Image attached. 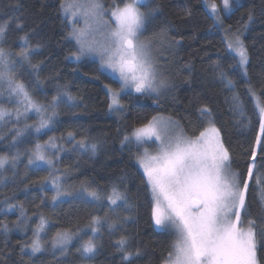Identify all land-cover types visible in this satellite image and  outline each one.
<instances>
[{
    "label": "trees",
    "instance_id": "16d2710c",
    "mask_svg": "<svg viewBox=\"0 0 264 264\" xmlns=\"http://www.w3.org/2000/svg\"><path fill=\"white\" fill-rule=\"evenodd\" d=\"M204 1L150 0L151 6L159 10L152 13L143 8L150 13L143 37L154 49L168 87L160 97L124 95L123 107L113 112L106 85L119 90L120 84L103 72L98 62L71 61L78 47L71 40L72 30L62 14L60 5L64 0H0V24L12 20L0 47L19 60L15 54L24 48L23 37H27V47L33 50L31 65L15 66L14 75L33 100L45 107V117H51L49 126L39 132L37 114L16 122L6 118L0 126V156L9 159L0 169V264H163L175 235L170 230L161 231L152 219V194L137 163L143 148L124 140L153 116H170L188 135H194L205 126L199 109L211 107L233 168L246 172L259 129L254 100L246 90L251 86L260 95L264 86V0H241L243 7L224 17L223 28L214 24ZM103 2L108 7L114 3L122 6L121 0ZM215 2L221 4V0ZM249 13L253 16L251 22L247 19ZM225 29L229 35L243 36L249 55L248 79L239 67H231L235 60L225 48ZM221 70L235 82V90L244 102L243 115L231 111V105L225 102L231 93L220 82ZM56 96L62 99L53 105ZM261 99L264 101V96ZM17 131L21 132L18 137L14 135ZM69 132L73 138H69ZM49 140L57 147L49 145ZM81 140L96 144V151L74 147ZM38 144L45 146L46 157L53 160L54 167L29 164ZM14 157L18 158L13 164ZM257 174L261 184L250 183L247 200L253 217L264 215L260 202L264 195L261 153L257 154L254 177ZM46 178H58L64 191L72 195L53 202L55 190L51 184L42 188L39 184ZM113 187L126 195V204L121 201L110 206L106 197ZM82 188L96 191L100 199L78 195ZM97 216L103 225L93 234L88 225ZM41 218L46 222L39 233L44 251L32 254L30 245ZM109 221H118L115 229L108 228ZM64 230L75 235L62 255L52 247V240ZM121 237L128 240L123 252L116 244ZM89 239L97 244L91 257L77 251ZM137 251L139 255H135ZM126 252L134 253L130 260L123 259ZM258 256L264 253L258 251Z\"/></svg>",
    "mask_w": 264,
    "mask_h": 264
},
{
    "label": "snow or ice",
    "instance_id": "6c2138e0",
    "mask_svg": "<svg viewBox=\"0 0 264 264\" xmlns=\"http://www.w3.org/2000/svg\"><path fill=\"white\" fill-rule=\"evenodd\" d=\"M108 10L109 19H104L105 6L97 0H64L60 5L65 15H70L73 21L83 18L84 27H74L71 33L78 47L74 54L79 60L82 55L96 54L100 57L101 68L110 71L120 84V92L131 89L136 93H155L164 86V81L157 79V68L153 63L150 43L141 39L145 24L150 13L142 11L148 8L152 13L158 11L147 0H121ZM210 10L213 22L222 26L225 16H231L239 11L242 4L239 0H205ZM248 21L253 16L248 14ZM12 20L0 24V41L9 30ZM18 27L22 28L20 24ZM25 46L15 55L19 60L12 59L13 53L0 47V88H4L8 98H19L18 102L24 111L35 110L41 114L36 131L46 128L51 123V117H45V107L36 103L25 85L14 75L15 66L31 65L30 53L27 47V37H23ZM225 48L232 53L231 59L247 76L249 64L248 50L239 34L228 36L225 29ZM219 67V65H217ZM37 68L38 65H32ZM220 82L231 93L225 102L231 105L230 110L244 114V102L235 90L234 80L225 72L220 71ZM112 103L110 107L120 110L123 105L119 102L120 92L110 86ZM247 93L254 100V108L259 116V129L249 153L251 163L246 172L241 173L233 168V159L225 146L221 129L217 127L213 109L207 105L199 109L200 117L205 126L198 134L188 135L180 122L172 117L156 115L147 123L135 127L125 141H131L140 147L151 141L156 144L154 152L147 147L137 156V163L143 169L146 183L150 186L152 200L151 215L156 226L161 230H173L175 240L171 245L163 264H261L264 256H258V251L264 253V215L253 217L248 211V193L250 183L261 184L259 174L254 177L257 154H264V86L260 95L247 88ZM3 93H0L2 95ZM68 100L72 97L65 94ZM61 96L52 100L55 105L61 101ZM15 116L20 119L19 108L10 112L0 107V121L6 117ZM52 115L56 113L53 110ZM15 136L21 135L17 131ZM73 138V133H68ZM2 138V137H0ZM49 145L57 147L53 140ZM44 147L36 145L29 164L39 168L43 164L54 167L52 159L44 154ZM74 147L96 151V144L77 141ZM18 157L13 158V164ZM9 163L8 157L0 156V169ZM41 188L51 184L55 190L53 202L62 196L72 195L64 191L58 178H46L39 182ZM78 195L91 200H99L96 191L82 188ZM110 206L118 202L127 203V197L118 188L113 187L111 194L106 197ZM261 209L264 212V195L260 197ZM10 207H15L12 205ZM105 219H107L105 217ZM45 221L41 218L37 225L36 238L30 248L32 254L44 251L39 233L44 231ZM118 221H109L108 228L115 229ZM103 225L101 217H93L88 227L93 234L100 231ZM7 228V226H5ZM75 234L70 230L58 231L52 240V247L59 249L62 255L67 253L68 244ZM116 244L124 251L128 244L121 237ZM27 247V246H26ZM23 251V249H21ZM81 255L91 257L97 251V244L92 239L85 241L77 249ZM134 253L126 252L124 260H130ZM135 255H139L137 251Z\"/></svg>",
    "mask_w": 264,
    "mask_h": 264
},
{
    "label": "rangeland",
    "instance_id": "374dc122",
    "mask_svg": "<svg viewBox=\"0 0 264 264\" xmlns=\"http://www.w3.org/2000/svg\"><path fill=\"white\" fill-rule=\"evenodd\" d=\"M81 2H86V0H81ZM97 2H99V3H101V4H103L104 5V2H103V0H97ZM147 2L149 3L150 2V0H147ZM221 2H222V0H221ZM241 2V0H239V3ZM204 5H205V8H206V10H207V12L208 13H210V10L208 9V7L206 6V4H205V1H204ZM105 6V8H104V19L105 20H108L110 17H109V15H108V10L109 9H111L112 7H108V6H106V5H104ZM62 9V8H61ZM142 11H143V8H142ZM62 14H63V17L66 19V20H68V22H69V25H70V28H71V30H72V32H73V30H74V27H79V28H83L84 27V21H83V18H81V17H77L76 18V21H73V19H72V17L70 16V15H65V13H64V11H63V9H62ZM219 28H223V27H225V24L223 23V25L222 26H218ZM144 32V31H143ZM225 35V34H224ZM228 36H229V38H231L232 37V35H229L228 34ZM240 38H241V40H243V36H240ZM141 39L142 40H144L146 43H149L144 37H143V34H142V36H141ZM71 40L72 41H75V39L72 37V35H71ZM76 42V41H75ZM244 42V41H243ZM77 44V43H76ZM77 47H79L78 45H77ZM245 47H246V45H245ZM150 50H151V56H152V60H153V63L156 65V68H157V79H158V81L159 80H162V81H164L165 83H164V86L163 87H161L160 89H159V91L158 92H155V93H145V94H148V95H150V96H154V97H160L162 94H163V92H164V90H166L167 89V87H168V81L167 80H165V78L163 77V73L161 72V70L159 69V65H158V61H157V59H156V57H155V52H154V49H152V46H151V44H150ZM78 52V51H77ZM12 59H14L13 57H12ZM86 59H89V60H91V61H94V62H98L99 63V65H100V67H101V61H100V57L98 56V55H96V54H88V55H82L81 56V58L79 59V60H77V59H75V56H73L72 58H71V61L72 62H81V61H84V60H86ZM248 65H247V69H248ZM102 69V71L103 72H105V73H107V74H109L110 76H112L116 81H117V79H116V77L110 72V71H108V70H106V69H103V68H101ZM241 71H242V69H241ZM242 74H243V71H242ZM244 77H246L247 79H248V74H247V76H245V75H243ZM118 82V81H117ZM119 83V82H118ZM113 89V88H112ZM106 91H107V94H109V96H110V105H111V103H112V99H111V93L109 92V88H106ZM117 92H120V89L119 90H116ZM0 93H3L2 95H0V107H4V108H6L8 111H10V112H12V111H14L15 109H17V108H19V110H20V112L22 113V115L20 116V119L19 120H23L24 118H26L27 116H29V115H34V114H37L38 115V117L39 118H41V114H38L35 110H30V111H27V112H25L24 111V109H23V107L20 105V103L18 102V100H19V98H17V97H13V98H11V100L8 98V95H7V92H6V90L4 89V88H0ZM131 94H137V95H141L142 93H136L134 90H131V89H128V90H125V91H123V92H120V95H119V102H120V104H121V98H122V96H124V95H131ZM121 105H123V104H121ZM111 109H112V111L113 112H116V111H119V110H117L115 107H111ZM164 116H166V115H164ZM166 117H169V116H166ZM8 120H11V122H13V121H19V120H17L16 118H15V116L13 115V116H10V117H6ZM2 123H3V121H0V126L2 125ZM43 129H45V128H43ZM43 129H41V130H43ZM144 147H147L148 149H149V151L150 152H154L155 151V148H156V144L155 143H153V142H151V141H149V142H147L146 144H144L143 145V147L142 148H144ZM143 153V150H142V152H141V154ZM44 154H45V156H47V149H45L44 148ZM41 165H46V164H43V162H39ZM139 167H140V165H139ZM141 168V167H140ZM141 170H142V172H143V169L141 168ZM144 174V173H143ZM150 187V186H149ZM158 227V226H157ZM159 228V227H158ZM160 229V228H159ZM161 230V229H160ZM170 231H172V232H174L173 230H171V229H169ZM169 230H161V231H169ZM40 234H41V232H40ZM39 234V235H40ZM55 249V248H54ZM56 251H59V249H55ZM60 252V251H59Z\"/></svg>",
    "mask_w": 264,
    "mask_h": 264
}]
</instances>
